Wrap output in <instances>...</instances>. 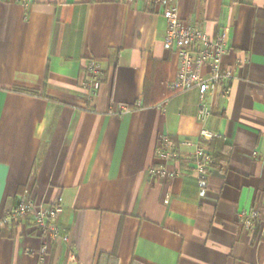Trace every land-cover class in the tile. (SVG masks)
Returning <instances> with one entry per match:
<instances>
[{
	"label": "crops",
	"instance_id": "0c3cea01",
	"mask_svg": "<svg viewBox=\"0 0 264 264\" xmlns=\"http://www.w3.org/2000/svg\"><path fill=\"white\" fill-rule=\"evenodd\" d=\"M177 6L186 24L224 37L235 75L227 98L206 93L205 123L196 87L170 95L179 60L153 7L0 0V264H264V0ZM88 61L102 73L95 91L82 85ZM203 129L229 150L200 198L191 157ZM162 136L173 161L157 158ZM23 197L59 200L66 242L6 220ZM250 210L256 234L242 226Z\"/></svg>",
	"mask_w": 264,
	"mask_h": 264
},
{
	"label": "built area",
	"instance_id": "2783aa9c",
	"mask_svg": "<svg viewBox=\"0 0 264 264\" xmlns=\"http://www.w3.org/2000/svg\"><path fill=\"white\" fill-rule=\"evenodd\" d=\"M22 5H27L31 0H12ZM124 2H143L148 7H153L164 19L166 27L163 36V46L166 50L173 51L179 60V68L175 82L170 86L177 94L184 93L194 87L199 91L200 102L198 105L197 120L205 123L210 115L209 106L205 104L206 93H212L220 88L221 94L227 98L230 86L235 75L233 67H224L223 57L226 53V41L223 36L209 37L203 31L186 24L178 13L177 0H122ZM88 82L83 83L84 88L95 91L102 80V73L94 61L86 65ZM205 71V73H204ZM213 135L203 129L200 133L201 141H209ZM177 155L174 144L166 136L158 140L157 158L161 161H173ZM211 155L200 145L191 157L192 173L196 178L197 193L204 198L207 192L209 171L211 170ZM61 213L59 200L44 207L27 198H21L12 206L6 220L23 221L28 218L38 234L50 241L66 242L67 237L61 235L58 227V217ZM242 226L249 231L255 229V224L261 222L256 211L250 210L241 215ZM261 234L264 237V219H262ZM47 246L43 245L42 251L46 252Z\"/></svg>",
	"mask_w": 264,
	"mask_h": 264
},
{
	"label": "trees",
	"instance_id": "16d2710c",
	"mask_svg": "<svg viewBox=\"0 0 264 264\" xmlns=\"http://www.w3.org/2000/svg\"><path fill=\"white\" fill-rule=\"evenodd\" d=\"M16 91L18 92H27L30 95H36V92L33 91H27V90H22V89H16ZM177 92L176 91H171L170 95H176ZM199 145L203 148H205L211 155V165L210 167H217L218 164L220 162H222L225 158L226 152L229 150V147L226 145V143L224 142L223 138L217 137V138H212L209 141H200ZM21 197V196H20ZM18 197V198H20ZM16 198V199H18ZM15 199V201H16ZM17 202H15L16 204ZM257 231V226H255V232L254 234H256ZM112 258H114V255L111 256ZM131 264H138L135 261H132ZM142 264V263H139Z\"/></svg>",
	"mask_w": 264,
	"mask_h": 264
}]
</instances>
